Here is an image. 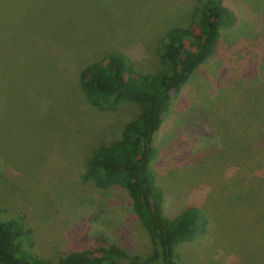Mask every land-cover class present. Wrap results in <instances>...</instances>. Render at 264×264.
<instances>
[{
	"label": "rangeland",
	"instance_id": "rangeland-1",
	"mask_svg": "<svg viewBox=\"0 0 264 264\" xmlns=\"http://www.w3.org/2000/svg\"><path fill=\"white\" fill-rule=\"evenodd\" d=\"M202 1L0 0V61L9 65L0 64V200L26 217L33 254L58 261L110 244L148 253L128 193L83 180L92 152L118 140L139 109L91 106L78 72L117 52L138 73L153 75L165 33L188 26ZM221 1L236 23L222 31L219 53L201 68L212 87L219 85L217 96L209 92L204 101L194 89L199 82L187 84L155 136L151 172L165 192L167 217L188 205L213 209L209 233L178 247L179 262L264 264V152L251 169L234 167L248 152L245 119L258 114L252 126L264 129V0ZM218 117L228 119L221 131ZM257 138L261 145L264 135ZM219 172L232 178L225 191Z\"/></svg>",
	"mask_w": 264,
	"mask_h": 264
},
{
	"label": "trees",
	"instance_id": "trees-1",
	"mask_svg": "<svg viewBox=\"0 0 264 264\" xmlns=\"http://www.w3.org/2000/svg\"><path fill=\"white\" fill-rule=\"evenodd\" d=\"M235 23L234 13L221 0H203L195 7L188 26L167 30L159 44L160 69L153 75L138 73L117 52L89 60L78 72L79 88L91 106L109 113L128 104L139 109L137 117L124 125L118 140L92 152L83 180L101 189L118 186L128 193L132 211L150 244L147 255L128 254L118 244H110L70 252L58 261L46 260L26 246L30 237L26 217L9 212L0 200V264H190L177 260V248L209 233L214 225L213 209L208 212L206 208L188 205L176 216H166L165 192L151 172V165L159 154L155 136L192 79L200 84L194 88L200 93V99L205 101L209 92L211 97L217 96L215 89L219 85L212 87L201 68L219 53L222 31ZM0 64L9 68L1 61ZM252 115L253 122L245 119L242 124V131L248 136L244 140L248 152L247 156L239 154V163L234 166L239 171H242L240 166L251 169L256 156L264 152V141L261 145L256 143L257 137L264 135V129L258 124L252 126L259 118L258 114L252 112ZM233 120L237 122V116ZM225 122L228 119L218 117L216 131L223 130ZM219 174L217 180L225 191L232 178H221Z\"/></svg>",
	"mask_w": 264,
	"mask_h": 264
}]
</instances>
